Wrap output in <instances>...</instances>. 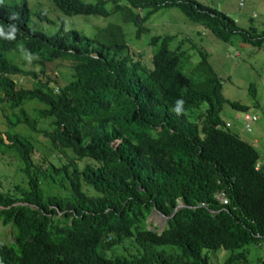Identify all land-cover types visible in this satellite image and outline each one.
<instances>
[{"label": "trees", "instance_id": "16d2710c", "mask_svg": "<svg viewBox=\"0 0 264 264\" xmlns=\"http://www.w3.org/2000/svg\"><path fill=\"white\" fill-rule=\"evenodd\" d=\"M51 1L65 16L121 13L139 28L138 39L154 14L177 10L223 42L240 36L264 47V31L197 0ZM30 18L28 0L0 4V28H17L14 40L0 36V106H42L38 120L23 108L8 125L43 133L52 152L74 157L60 165L49 155L36 161L33 136L8 132L6 140L0 133V153L19 158L28 180V189L16 187L19 195L0 192V221L11 228L0 241V264H210L209 252L217 251L230 253L224 264H250V246L264 245V169L256 170L262 158L223 121L226 105L241 113L250 107L224 97L209 56L202 52L188 67L183 44L172 48L175 37H157L149 65L130 53L121 25L87 37L62 20L47 35L33 30ZM23 55L43 74L47 63L68 62L71 79L45 81L19 65ZM24 76L34 77L33 89L16 84ZM48 121L50 132L37 129ZM220 192L228 205L216 200ZM180 203L185 208L172 217ZM154 210L172 217L163 230L148 223Z\"/></svg>", "mask_w": 264, "mask_h": 264}, {"label": "rangeland", "instance_id": "374dc122", "mask_svg": "<svg viewBox=\"0 0 264 264\" xmlns=\"http://www.w3.org/2000/svg\"><path fill=\"white\" fill-rule=\"evenodd\" d=\"M197 1L207 3L224 12L241 27L246 29L255 27L259 32L264 31V0H218V3L212 0ZM84 2L86 4L96 3L94 0H84ZM28 3L31 12L30 27L47 35L56 34L61 28L62 20L67 30L78 31L87 37H94L99 28H106L112 24L123 26L127 34L130 53L136 57L141 56V59L149 65L155 50L150 43L153 38L157 37L161 39L175 37L172 48L183 44L182 50L187 51L192 59L188 67H192L193 63H199L201 53L205 52L209 56V63L212 68L222 79L224 97L231 102L249 106L250 111L247 113L258 115L261 120L253 126V132L250 133L244 129V122L242 121V117L246 113H241L226 105L221 114L223 121L232 125L230 131L233 134L238 135L243 141L252 145L259 155L264 157V47L253 48L251 45L244 43L240 36L232 37L230 42H223L208 30L187 19L177 10L160 11L154 14L150 20L143 23L146 33L138 39L136 34L139 28L132 23L125 24L121 13H113L108 18L83 15L65 16L51 0H28ZM241 3L244 4L243 7L240 6ZM106 9L112 12L114 5L109 3L106 5ZM41 12H45L48 18L39 17ZM144 13L146 12L144 11ZM139 21L141 22V18ZM34 61L33 57L27 55H23L17 60L19 65L27 72L36 71L40 78L45 81L46 77L53 76L60 81L61 85H66L71 79L72 65L68 62L47 63L46 74H43L40 66H35ZM184 73L191 75L186 67ZM15 82L24 89H33L35 79L33 76L15 77ZM51 86L58 88L55 84H51ZM41 107L37 103H29L25 107L16 108V110L0 106V133L6 140H8V132L16 134L17 131H20L25 135H31L34 137L38 148L33 155L36 161H40L45 155H49L56 165L64 164L74 157L70 151H65L62 154L52 152L50 142L43 133L30 134L25 132L26 127H20L19 130L17 127L8 125V120L16 121L18 118L23 117V108L28 112L27 114L32 118L31 120H38V117L35 116V110ZM50 125L49 121L40 122L37 124V129L50 132ZM255 141L258 142V145L255 144ZM87 162L89 161L85 160L79 164L84 167ZM43 166L47 167L48 165ZM23 168L22 161L16 156L0 153V192L5 191L19 195V191L16 189L17 186L28 189V180ZM148 223L161 229L166 226L168 220L164 215L154 210L148 218ZM10 232V226H5L0 221V241H4L6 237L10 236ZM249 250L251 251L250 264H264V245L257 248L250 246ZM229 254L224 251L209 252L210 264H224Z\"/></svg>", "mask_w": 264, "mask_h": 264}, {"label": "built area", "instance_id": "2783aa9c", "mask_svg": "<svg viewBox=\"0 0 264 264\" xmlns=\"http://www.w3.org/2000/svg\"><path fill=\"white\" fill-rule=\"evenodd\" d=\"M259 117L256 115L247 114L243 116L244 129L250 133L253 132V126L259 122ZM227 127H231V124L228 123ZM264 169V158L260 159L256 164V170L261 171ZM216 200L222 205L226 206L229 204V200L226 192H220L216 196ZM202 208H209L207 204L200 205Z\"/></svg>", "mask_w": 264, "mask_h": 264}, {"label": "clouds", "instance_id": "9594fccd", "mask_svg": "<svg viewBox=\"0 0 264 264\" xmlns=\"http://www.w3.org/2000/svg\"><path fill=\"white\" fill-rule=\"evenodd\" d=\"M213 2L215 3H218V0H212ZM4 0H0V4H3ZM243 3L240 4L241 7H243ZM42 13V12H41ZM17 17L16 16H10L9 19H16ZM141 18V17H140ZM140 18H138V22H140ZM16 33H17V28L15 26H13L12 28V31L10 33H7L5 34L3 29L0 28V36H4L6 39H9V40H14L16 38ZM184 103V101L182 102ZM248 113H246L245 115H247ZM252 115V114H251ZM258 116V115H256ZM259 117V116H258ZM243 118V117H242ZM260 119V118H259ZM243 121V120H242ZM261 120H259L260 122ZM232 127V125H231ZM231 127H228V128H231ZM256 145H258L257 143H255Z\"/></svg>", "mask_w": 264, "mask_h": 264}, {"label": "water", "instance_id": "95a60500", "mask_svg": "<svg viewBox=\"0 0 264 264\" xmlns=\"http://www.w3.org/2000/svg\"><path fill=\"white\" fill-rule=\"evenodd\" d=\"M183 208H185V206H184L182 203L179 204V206H178V208H177L175 214H174L172 217H174V216L176 215V213H177L180 209H183ZM158 213H159V212H158ZM164 217H165V216H164ZM172 217H170V218L165 217V218L169 221ZM164 228H165V226H163V227L161 228V230H163Z\"/></svg>", "mask_w": 264, "mask_h": 264}, {"label": "crops", "instance_id": "0c3cea01", "mask_svg": "<svg viewBox=\"0 0 264 264\" xmlns=\"http://www.w3.org/2000/svg\"><path fill=\"white\" fill-rule=\"evenodd\" d=\"M257 144H258V142L257 141H255ZM261 158H264V157H261Z\"/></svg>", "mask_w": 264, "mask_h": 264}]
</instances>
